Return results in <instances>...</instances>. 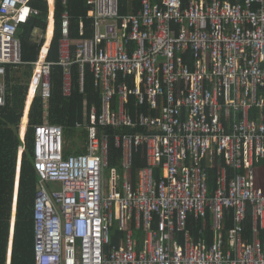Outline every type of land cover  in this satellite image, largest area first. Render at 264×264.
Returning <instances> with one entry per match:
<instances>
[{
    "label": "built area",
    "instance_id": "2783aa9c",
    "mask_svg": "<svg viewBox=\"0 0 264 264\" xmlns=\"http://www.w3.org/2000/svg\"><path fill=\"white\" fill-rule=\"evenodd\" d=\"M31 1L0 0V106L6 65L22 63L19 28L39 14ZM68 1L64 94L78 64L81 92L89 70L102 111L76 123L87 153L66 154L63 125L36 126V264H264V0H87L93 33L74 42ZM41 51L33 76L48 108L56 63ZM125 126L143 131L115 135L123 157L110 168L102 128Z\"/></svg>",
    "mask_w": 264,
    "mask_h": 264
},
{
    "label": "trees",
    "instance_id": "16d2710c",
    "mask_svg": "<svg viewBox=\"0 0 264 264\" xmlns=\"http://www.w3.org/2000/svg\"><path fill=\"white\" fill-rule=\"evenodd\" d=\"M49 1L52 9L54 0ZM140 2L141 0H135L137 7L140 6ZM31 4L39 10V14H34L28 23L22 24L19 28L22 63L7 64V72L3 80L5 83V104L0 106V264H7L12 223H14V236L11 264H36L34 208L40 182V175L35 167L36 126L43 124L47 117L50 123L63 125L66 129V138L73 139L78 135L84 136L83 133H78L75 126L78 122H86L85 117L90 116L93 105H97L99 112L102 111L101 93L95 86L93 75L89 70L86 73L84 92H81L78 64L74 65L72 94L69 96L64 94V69L57 64L60 61L62 15L66 10L62 0H55V34H53V20L51 19L49 22L48 1L32 0ZM67 9L71 14V40L74 42L91 36L93 29L92 20L87 16V0H69ZM82 21L86 27L84 35L80 34ZM36 29L42 30L43 33L47 30V42L43 49L44 39L39 41L34 37ZM52 35L54 37L47 60L56 64H53L51 68L52 95L48 101V108H46L45 101L40 96V70L37 69L34 76L33 72L34 63L39 59L41 49L42 58L46 56ZM73 50H75V46H73ZM115 99L117 102L118 97ZM127 107L135 120L137 112L141 110L139 106H136L135 96L131 95ZM102 129L107 131L111 137L109 167H118L123 157V148L116 145L115 135L143 131V128L125 126L119 129L111 127ZM68 145L65 143L66 154H70L74 150L75 152L86 150L76 142L73 148ZM20 154L21 157H19ZM134 156L133 176L135 178L137 171L145 165L144 147L141 146ZM18 167H20V177L16 204L14 198ZM210 183L211 188L214 189L215 182L212 176ZM48 187L52 189V183H48ZM13 214L15 222H12ZM228 216L231 217V214ZM251 224V212H249L248 234L251 232ZM199 225L200 222H195L193 225L195 231L198 230ZM115 242L117 243V238Z\"/></svg>",
    "mask_w": 264,
    "mask_h": 264
},
{
    "label": "crops",
    "instance_id": "0c3cea01",
    "mask_svg": "<svg viewBox=\"0 0 264 264\" xmlns=\"http://www.w3.org/2000/svg\"><path fill=\"white\" fill-rule=\"evenodd\" d=\"M54 7H55V0H54V3H53V8L51 9V5H50V9H51V12H50V17H49V22H50V20L52 19L53 20V34H55V28H54V20H55V18H53V12H54ZM55 17V16H54ZM49 22H48V26H49ZM48 29V28H47ZM44 35H46V39H44V43H43V46H42V49H43V47L45 46V44H46V42H47V30H46V32L44 33ZM54 37V35H52V38ZM52 38H51V40H50V43H49V48H48V50H47V52H46V54L49 52V49H50V44H51V42H52ZM41 49V50H42ZM33 77V76H32ZM75 129L78 131V133L79 134H81V133H83V135L84 136H79L78 135V137L77 136H75L73 139H67V138H65V143H67V144H69V145H71V147L73 148V145H74V143L76 142V143H78L79 144V146L81 147V148H83V149H86L85 151H83V152H87L88 151V146H89V141H88V136H87V132H88V129H87V127H81V128H79V127H75ZM85 131V132H84ZM85 133H86V135H85ZM24 138V137H23ZM73 140V141H72ZM23 144V143H22ZM21 144V145H22ZM68 145V146H69ZM74 152H75V150H74ZM18 164V163H17ZM17 179L19 178V177H16ZM16 185H17V188L16 189H18V186H19V182H18V180H17V183H16ZM13 225H12V232L11 233H13V236H14V223H12ZM11 233H10V235H11ZM13 236H12V238L10 239V240H12V242L11 241H9V248H8V255H7V264H11V256H12V250H13Z\"/></svg>",
    "mask_w": 264,
    "mask_h": 264
},
{
    "label": "rangeland",
    "instance_id": "374dc122",
    "mask_svg": "<svg viewBox=\"0 0 264 264\" xmlns=\"http://www.w3.org/2000/svg\"><path fill=\"white\" fill-rule=\"evenodd\" d=\"M36 30H37V29H36ZM36 30L34 31V35H35L36 38H38L39 35L43 34V32H42V30H40V29H38L37 32H36ZM19 157H21V154H20ZM17 166H18V164H17ZM19 166H20V165H19ZM19 168H20V167H18V172H17V174H16L17 177H20V175H19ZM108 172H109V169L106 170V179H107V183H108L109 186H110V178H109V174H108ZM15 186H16V188H17V185H16V184H15ZM58 187H59V185L54 184V188H58ZM15 199H16V196H15ZM14 218H15V217H14V214H13L12 222H15ZM116 230H117L116 227H113L112 232H113V233H116ZM11 232H12V230H11ZM12 236H13V233H11V235H10V239L12 238ZM9 241L12 242V240H9Z\"/></svg>",
    "mask_w": 264,
    "mask_h": 264
},
{
    "label": "bare ground",
    "instance_id": "6f19581e",
    "mask_svg": "<svg viewBox=\"0 0 264 264\" xmlns=\"http://www.w3.org/2000/svg\"><path fill=\"white\" fill-rule=\"evenodd\" d=\"M88 151H89V146H88ZM87 151V152H88ZM87 152H85V153H87ZM83 153V152H82ZM19 175H20V171H19ZM17 180H19V178L17 179ZM17 183V182H16ZM19 187V186H18ZM16 188V187H15ZM17 194H18V189H15V196H16V199H17ZM16 199H15V203H16Z\"/></svg>",
    "mask_w": 264,
    "mask_h": 264
},
{
    "label": "water",
    "instance_id": "95a60500",
    "mask_svg": "<svg viewBox=\"0 0 264 264\" xmlns=\"http://www.w3.org/2000/svg\"><path fill=\"white\" fill-rule=\"evenodd\" d=\"M14 201H15V198H14ZM17 204V203H16ZM14 207V206H13ZM14 209V208H13ZM11 230H12V225H11Z\"/></svg>",
    "mask_w": 264,
    "mask_h": 264
}]
</instances>
